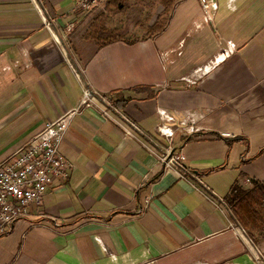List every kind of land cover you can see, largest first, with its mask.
I'll use <instances>...</instances> for the list:
<instances>
[{"label":"crops","instance_id":"obj_1","mask_svg":"<svg viewBox=\"0 0 264 264\" xmlns=\"http://www.w3.org/2000/svg\"><path fill=\"white\" fill-rule=\"evenodd\" d=\"M207 2L210 23L201 0H162L160 32L100 47V8L0 0V163L86 88L140 129L115 112L76 116L60 146L69 177L0 237V264H264L222 203L234 186L264 182V0ZM229 42L234 53L205 71ZM169 146L203 184L165 170Z\"/></svg>","mask_w":264,"mask_h":264},{"label":"built area","instance_id":"obj_2","mask_svg":"<svg viewBox=\"0 0 264 264\" xmlns=\"http://www.w3.org/2000/svg\"><path fill=\"white\" fill-rule=\"evenodd\" d=\"M201 1L204 19L210 23L213 21L210 13L212 5L207 0ZM74 2L76 7L85 13L92 12L100 5V0H74ZM43 22L51 33L55 32L54 20L44 16ZM75 29L76 23H70L66 28L67 34L70 35ZM234 51V44L229 42L228 47L206 66L205 71L211 70L226 61ZM90 108L97 109L104 118L109 120H114L111 112L118 113L134 130H140L135 123L123 116L113 106L112 101L90 88H86L76 107L59 116L56 120L47 123L42 131L0 163V237L13 232L19 221L30 216L32 206L36 208L42 206L43 199L52 186L69 177L72 164L61 153L60 146L65 140L73 119ZM161 116L166 122L172 119L165 114ZM125 131L132 135L130 131ZM158 133L166 138L173 136V132L166 124L158 127ZM185 133L194 135L196 131L191 127ZM158 159L164 165L165 170L172 169L183 179L192 177L203 184L198 173L190 171L184 165L185 156L183 152H176L172 146H169L158 155ZM222 203L229 209L226 202Z\"/></svg>","mask_w":264,"mask_h":264},{"label":"rangeland","instance_id":"obj_3","mask_svg":"<svg viewBox=\"0 0 264 264\" xmlns=\"http://www.w3.org/2000/svg\"><path fill=\"white\" fill-rule=\"evenodd\" d=\"M119 3L122 5L120 9L109 5L105 12L100 5L97 7L101 15L94 32L103 31V42L110 37L131 41L146 38L160 31L166 20L162 19V0H121ZM251 239L259 249L256 248V251L264 253V231L254 233Z\"/></svg>","mask_w":264,"mask_h":264},{"label":"trees","instance_id":"obj_4","mask_svg":"<svg viewBox=\"0 0 264 264\" xmlns=\"http://www.w3.org/2000/svg\"><path fill=\"white\" fill-rule=\"evenodd\" d=\"M119 1L121 0H111L109 5L120 9L122 5H119ZM156 32L160 31L157 30ZM95 35L101 39L104 37L101 30H96ZM117 40L119 39L110 37L102 42L100 47L110 45ZM225 202L235 219L248 232L250 238L254 233L264 231V182H256L254 187L249 190L234 186Z\"/></svg>","mask_w":264,"mask_h":264}]
</instances>
